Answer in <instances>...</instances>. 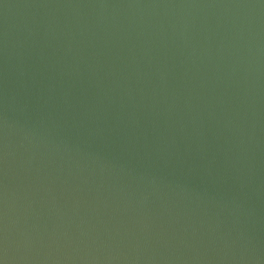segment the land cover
Wrapping results in <instances>:
<instances>
[{
  "label": "water",
  "instance_id": "95a60500",
  "mask_svg": "<svg viewBox=\"0 0 264 264\" xmlns=\"http://www.w3.org/2000/svg\"><path fill=\"white\" fill-rule=\"evenodd\" d=\"M0 264H264V0H0Z\"/></svg>",
  "mask_w": 264,
  "mask_h": 264
}]
</instances>
